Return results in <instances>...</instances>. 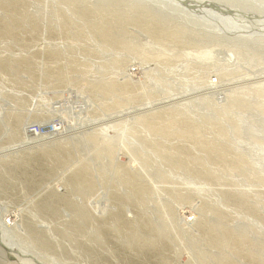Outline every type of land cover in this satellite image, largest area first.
<instances>
[{
	"label": "rangeland",
	"instance_id": "obj_1",
	"mask_svg": "<svg viewBox=\"0 0 264 264\" xmlns=\"http://www.w3.org/2000/svg\"><path fill=\"white\" fill-rule=\"evenodd\" d=\"M102 2L0 0L1 221L61 264H264V1Z\"/></svg>",
	"mask_w": 264,
	"mask_h": 264
},
{
	"label": "bare ground",
	"instance_id": "obj_2",
	"mask_svg": "<svg viewBox=\"0 0 264 264\" xmlns=\"http://www.w3.org/2000/svg\"><path fill=\"white\" fill-rule=\"evenodd\" d=\"M115 1V0H113ZM128 3H134L136 2L137 0H124ZM141 1H144V0H141ZM264 1V0H263ZM105 2H108V0H105ZM105 2H102V3H105ZM244 2V1H243ZM151 8V7H150ZM192 8V7H191ZM190 8V10H191ZM186 9V8H185ZM259 10H263V8H257ZM157 10V9H156ZM188 10V9H186ZM153 12V11H152ZM154 13V12H153ZM154 16L157 18V20H169L170 18L167 17V16H164V15H161L157 12L154 13ZM224 17L228 22H230L233 26H238L239 24L236 23L235 20H233V15L230 14V13H226L224 14ZM258 21V20H257ZM227 23H225V25H228ZM264 23V22H262ZM243 44L246 45L245 42L243 41H239ZM249 53V52H248ZM206 54L208 55H211L212 52L210 51H207ZM251 56V59L252 58H255L257 56L256 53H249ZM260 57V56H259ZM257 58V57H256ZM264 89L261 88V90H259V93L264 96V92H263ZM264 112V111H263ZM253 128V127H252ZM239 130V129H238ZM256 131V130H255ZM63 137V136H62ZM52 138V137H50ZM257 138V137H255ZM39 139H41L39 137ZM34 141H25V142H22L20 145H29V143L31 144H34V146H37V145H43V144H46L48 141H41V142H37V140L33 139ZM39 141V140H38ZM52 141V140H51ZM256 144H257V141L255 140L254 141ZM254 143V144H255ZM30 144V145H31ZM23 146V147H24ZM257 146V145H256ZM259 146L261 148H264V146L261 144H259ZM21 147V146H20ZM14 148V147H13ZM12 148V149H13ZM25 148H28L27 146ZM4 150V149H3ZM7 150V149H6ZM14 151V149H13ZM15 152V151H14ZM10 153V152H9ZM3 154V153H2ZM1 155V154H0ZM244 232L246 233V231L244 230ZM0 241L8 248L10 249L12 252H14V254L18 257V259L20 260V262L22 264H61V263H57V261L55 259H51V260H47V256L45 257L44 255H41L39 254L38 252L34 251L33 248L30 246V244H28L29 242H25L23 239H21L17 234H15L9 227H7L5 225V223L3 221H1L0 219ZM35 255V256H34ZM44 259V260H43ZM54 262H53V261Z\"/></svg>",
	"mask_w": 264,
	"mask_h": 264
},
{
	"label": "built area",
	"instance_id": "obj_3",
	"mask_svg": "<svg viewBox=\"0 0 264 264\" xmlns=\"http://www.w3.org/2000/svg\"><path fill=\"white\" fill-rule=\"evenodd\" d=\"M28 131H29V133H33L35 135L42 134L41 133L42 130L39 129L38 126H33V127L29 128Z\"/></svg>",
	"mask_w": 264,
	"mask_h": 264
},
{
	"label": "crops",
	"instance_id": "obj_4",
	"mask_svg": "<svg viewBox=\"0 0 264 264\" xmlns=\"http://www.w3.org/2000/svg\"><path fill=\"white\" fill-rule=\"evenodd\" d=\"M0 243L1 244H3L1 241H0ZM4 245V244H3ZM5 246V245H4ZM6 247V246H5ZM0 255H2V256H5V254H0ZM6 264V263H5ZM9 264V263H8ZM19 264H22L21 262H20V260H19Z\"/></svg>",
	"mask_w": 264,
	"mask_h": 264
}]
</instances>
